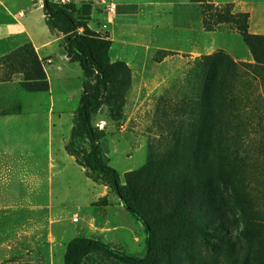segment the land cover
Returning a JSON list of instances; mask_svg holds the SVG:
<instances>
[{"label": "rangeland", "instance_id": "rangeland-1", "mask_svg": "<svg viewBox=\"0 0 264 264\" xmlns=\"http://www.w3.org/2000/svg\"><path fill=\"white\" fill-rule=\"evenodd\" d=\"M36 1L1 0L11 13L23 11L20 22L42 42L49 30L37 21L42 8L35 6ZM52 1L73 4L80 24L78 33L87 30L97 53L101 51L99 42L108 43V61L119 64L100 107L92 112L91 124L100 136L97 145L102 161L118 172L121 184L136 198L155 231L153 253L143 264H264V150L257 144L260 132L238 142L234 191L214 188L218 199H211L213 192L210 195L206 186L214 176L211 155L193 170L192 178L189 175V147L194 144L190 129L200 112L206 77L200 75L196 63L203 55L221 53L237 64H253L236 28L219 24L207 31L201 17V31L176 29L170 22L169 8L163 6L158 26L147 39L115 57L110 55L109 39L112 3L97 0L99 5L92 8L93 1ZM210 1L214 7L227 6L231 13L246 15L247 32L264 36V0ZM3 12L0 7V14ZM83 12L86 18L81 20ZM147 14L146 8L141 19ZM211 43L213 48L208 49ZM18 45L28 49L30 44L23 39L0 43V264H62L65 245L74 237L96 239L125 254L143 256L141 224L66 150L82 93L78 63L66 56L61 39L58 50L64 53L57 58L64 61L61 69L67 67L70 72L64 80L69 92L66 100L52 107L49 83L52 96L61 95L62 88L58 85L61 78H56V63L49 67L47 58L36 54L47 71V88L34 91L22 87L23 71H32V61L29 55L25 60L13 55ZM260 80L256 76L252 87L235 82L233 92L246 109L256 103L255 96H264ZM49 116L64 117L61 125H55L54 120L50 130L54 158L60 149L58 154L68 159L62 171L53 169L50 175ZM26 118L32 123L18 121ZM59 132L64 136L65 151ZM193 139L197 142V136ZM76 145L86 149L82 140ZM196 177L201 179L199 185ZM183 179L188 183L186 190L184 186L175 189L177 181ZM155 197L172 213L168 221L161 220L158 207L153 209ZM242 206L248 209L241 212ZM82 264L123 263L91 253Z\"/></svg>", "mask_w": 264, "mask_h": 264}, {"label": "trees", "instance_id": "trees-1", "mask_svg": "<svg viewBox=\"0 0 264 264\" xmlns=\"http://www.w3.org/2000/svg\"><path fill=\"white\" fill-rule=\"evenodd\" d=\"M188 1L200 4L205 30H212L219 24H232L247 46L253 60V64H237L227 55L216 53L201 56L196 63L197 67L195 66L200 75L206 74V77L202 82L204 90H202L200 112L190 129L194 143H191L189 147V152H192L191 172L189 174L187 170L185 171L192 178L193 170L198 165H204L206 157L211 155L213 165L210 164V166L213 168L214 176L206 183L211 190L209 194H212L214 188H229L234 191L238 181L234 172L235 162L239 159L237 153L240 139L260 132L261 137L257 144L261 147L259 148L261 151L264 150V96L262 98L261 95L255 96L256 103L246 109L244 104H239V99L233 92L237 80L252 87L251 81H254L256 76H260L262 94H264V36L249 34L246 15L231 13L227 6L214 7L210 0ZM41 2L45 24L52 32L63 36L65 54L78 63L83 78L75 123L70 131L66 150L69 155L74 156L79 165L88 171L91 177L101 181L118 198L124 210L141 224L144 231V254L141 257L125 254L96 239L74 237L65 245L62 264H82V260L91 253L103 254L123 264H143L153 253L155 231L150 220L144 216L136 204V198L134 199L130 190L121 184L118 172L102 161L97 145L100 136L91 124L92 112L100 107L102 97L114 77V67L117 64L108 61V43L99 42L101 51L97 53L90 44L87 30L84 29L83 33H78L80 24L75 17L73 4L57 3L52 0H41ZM82 14L81 20H84L86 12ZM13 55L23 60L26 55H29L32 61V71H23L22 87H28L34 91L47 88L44 71L31 45L28 49L24 46L19 47ZM200 77L203 78V76ZM194 136H197V142L194 141ZM78 140L86 143V149L76 145ZM200 183L201 179L196 177L195 184ZM187 185L186 179L178 180L175 189L184 186L186 190ZM196 185L193 188L198 195ZM149 195L155 196L154 193ZM156 198L153 209L158 207L162 215L161 220L168 221L172 213L168 211L167 206H160L161 203ZM216 198L218 199V193L214 191L211 199ZM247 209L246 206H242L241 212ZM216 221L220 220L216 219ZM227 246H231L230 240Z\"/></svg>", "mask_w": 264, "mask_h": 264}, {"label": "crops", "instance_id": "crops-1", "mask_svg": "<svg viewBox=\"0 0 264 264\" xmlns=\"http://www.w3.org/2000/svg\"><path fill=\"white\" fill-rule=\"evenodd\" d=\"M88 1H93L91 4L92 8L99 5L97 0H73L74 4ZM113 6L114 10L110 15L109 19V33H110V55H120L121 53H125L129 49L132 48V45H139V42H143L147 39L149 33H151L152 29L158 26V13L160 8L163 6H167L170 11V22L172 26L176 29L181 30H195L201 31V7L199 3L189 2L188 0H108ZM229 1V0H228ZM36 7L41 5V0L36 1ZM230 2V1H229ZM217 4L216 2H213ZM220 4V3H219ZM0 7L4 11L3 14H0V43L2 42H14L20 39L28 42L35 53L40 56L47 58L49 62V67L56 63V72L59 74L56 78L59 79L58 85L61 88V95L52 96L53 90L51 88V84L49 83V92H50V106H56V102L61 100H66L68 96V92L65 87V78L70 76V72L66 67V70H62L59 66L64 63L63 60H60L59 56L63 55V51L60 52L58 50L59 41L62 39V36H57L55 32H52L47 25L45 24L43 10L39 13V19L37 20L40 23H43L44 28L49 30V35H47L46 39L40 42L32 31L28 30L26 23H21V18L24 16L23 11L18 10L16 14L11 13L6 8L2 6V2L0 0ZM166 7V8H167ZM148 14L142 20L141 16L144 17V13ZM104 15V14H103ZM103 16L99 14V18L101 19ZM104 18V17H103ZM132 41H135L133 43ZM21 45H18V47ZM17 47V48H18ZM213 48V43L209 46L208 49ZM211 50L207 52L210 53ZM49 56V57H47ZM115 56V57H116ZM43 66V64L41 63ZM60 67V69H59ZM80 68V67H79ZM43 70L46 74V69L43 67ZM77 70V65L76 69ZM73 70V71H75ZM61 74V75H60ZM80 75V73H78ZM64 117L57 116L51 117L49 116V130L53 128V121L55 120V125L63 124L62 120ZM15 120V119H14ZM24 120L25 123H32L31 119H19L18 121ZM35 122V121H34ZM15 133V131H14ZM52 131H49V175L52 173L53 169L58 173L65 168L67 163L66 157H61L60 149L57 151L56 159L54 158L53 138L51 139ZM58 139L60 144L64 150V136L61 132L58 133ZM7 148V147H4ZM65 151V150H64ZM67 154V153H66ZM59 155V156H58ZM68 158H72L71 156H67ZM59 163L58 165L56 163ZM56 165V166H55Z\"/></svg>", "mask_w": 264, "mask_h": 264}]
</instances>
